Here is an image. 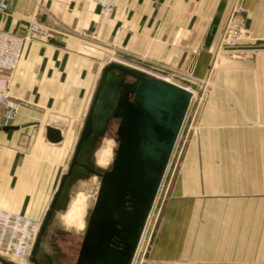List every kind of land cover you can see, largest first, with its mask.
<instances>
[{
  "label": "crops",
  "instance_id": "0c3cea01",
  "mask_svg": "<svg viewBox=\"0 0 264 264\" xmlns=\"http://www.w3.org/2000/svg\"><path fill=\"white\" fill-rule=\"evenodd\" d=\"M5 1L8 11L0 14L1 29L24 36L35 27L37 33L25 44L11 77L10 94L19 110L8 126L11 130L0 128V209L33 221L43 219L65 180L72 148L81 137L94 88L110 56L128 61L146 76L153 73L158 75L154 79L167 77L179 85L190 76L202 82L211 67L227 66H214L213 51L235 0H118L110 15L88 0ZM244 6L247 26L263 36L257 29L264 28V21H257L264 20V0H244ZM100 101L98 107L103 97ZM250 104L264 107L255 101L209 100L207 107L219 109V115L202 118L224 123L220 139L244 141L248 132L234 136L227 124L248 119L244 109ZM255 115L264 119L263 110ZM102 122H97L100 129ZM48 129L58 132L57 142L48 140ZM219 150L225 156L264 155L259 147L226 144ZM211 166L207 199L194 203L207 205L209 219L225 221L224 231L193 229L194 263L264 264V166ZM191 170L195 175L201 169L186 165L184 185ZM218 234L225 242L213 239Z\"/></svg>",
  "mask_w": 264,
  "mask_h": 264
},
{
  "label": "rangeland",
  "instance_id": "374dc122",
  "mask_svg": "<svg viewBox=\"0 0 264 264\" xmlns=\"http://www.w3.org/2000/svg\"><path fill=\"white\" fill-rule=\"evenodd\" d=\"M239 7L245 9L241 40L233 49L219 46L225 22L213 51L212 63L214 66L217 65V62H223L227 66L223 70H220L219 66L211 67L210 73L202 82L196 81L192 76L183 81L195 85L194 88L180 84L192 92L190 93V108H188L168 159L161 183L145 212L139 235L136 234L129 240L130 246L126 254L122 256L108 248L105 233L101 232L103 235H100V231L97 229L103 216L95 213L98 201L103 198L101 191L108 190V186L103 183V178L112 173L116 153L122 146V138H124V136L118 135V127L121 126L122 119L111 116L108 118L109 114L107 113L109 109L114 112L121 104L123 105V101L117 103L120 87L125 85L133 90L136 83L130 75L112 71L106 76L105 84L107 87L105 86L99 92L97 88L101 75L98 77L85 116L87 117L90 113V107H93L95 133L99 132L86 146L89 154L79 157L74 163L77 143L74 144L71 151L72 157L70 156L72 160L69 161L70 165L67 166L68 169L65 174V185L71 181L70 186L61 188L62 180L56 189V197L46 206L43 219L39 221L29 219L31 222L40 225V231L24 264H200L199 262L194 263L192 259L193 229L208 230L210 227H217L220 233L224 231L225 223L222 220L209 219L205 213L207 211L205 203H194L207 199L205 189L210 187L208 168L211 165L217 168L226 162H247L264 166V155L225 156L219 154V148L226 147V144L227 146L264 149V119L262 117L257 119L255 115L257 109L264 111V107L257 108L250 104L244 109L249 112L248 119L225 123L229 125L227 127L232 126L234 136L236 132H248V138L244 141L234 139V141L227 142L220 139L224 132L219 128L224 127V123L219 119L215 122V119L210 121L208 118H202V116L219 115V109L207 107L209 100H229L231 102L247 100L259 102L262 105L264 103V28L257 29L263 36L255 34V31L250 29L246 23L247 10L244 6V0H235L232 10ZM261 15L263 18L264 11ZM263 21L257 22L261 24ZM106 62L110 63L108 65L114 64L144 74V70L116 57L110 56ZM191 68L190 74L193 73ZM150 74L158 76L153 73ZM144 75L146 76V74ZM152 76L147 75L146 77L154 79ZM157 79L162 80L163 78L158 77ZM166 79L168 78L166 77ZM101 97H103V106L98 107L101 103ZM131 100H134L132 92ZM99 116L106 123L103 129L97 125ZM215 128L218 129L215 130ZM91 136L93 138L95 135ZM102 150H108V153L105 162L100 164L97 162V156ZM186 165H195L201 170L195 172V175L192 170L188 172V184L186 181L187 185H184L182 182L183 169ZM194 190L197 192L194 193ZM125 199L128 200L129 198L126 197ZM76 201H79L82 208L78 220L71 224L67 222L66 215ZM124 206L132 210L129 202H126ZM90 221H92L91 224ZM85 228L88 229L86 234H84ZM203 238L205 239L202 236V240ZM120 239L124 245L126 240H123L124 237ZM213 239H216V242H225L224 235L218 234L213 236ZM84 248L87 251H84ZM3 262L16 264L9 259L0 257V264Z\"/></svg>",
  "mask_w": 264,
  "mask_h": 264
},
{
  "label": "water",
  "instance_id": "95a60500",
  "mask_svg": "<svg viewBox=\"0 0 264 264\" xmlns=\"http://www.w3.org/2000/svg\"><path fill=\"white\" fill-rule=\"evenodd\" d=\"M112 71L128 74L135 79L136 83L131 91L134 94V100L129 103L125 101L114 112L109 109L107 113L108 118L111 116L122 119L118 135L124 138H122V146L116 153L112 173L103 178V183L108 186V190L101 191L103 198L96 205L95 213L103 216L99 217L101 218L100 226L97 229L99 231L104 227L110 230L116 225L122 229H128V226L136 223L134 231L138 234L145 212L166 170L168 159L188 111L191 95L166 82L148 78L142 73L114 64L108 65L103 70L98 92L105 88L106 76ZM183 83L186 86L195 87L188 82ZM122 94L123 99L126 100L128 94L126 89ZM93 109L90 107L91 111L86 117L75 149L74 163L79 157L89 154L86 146L99 133H95ZM100 119L99 116L98 121L103 120V118ZM4 130L8 131L11 128L6 127ZM91 135L95 136L92 138ZM47 138L50 142H57L58 132L48 129ZM70 182L65 185L64 180L60 185L61 188H68ZM126 197L129 199L126 200ZM106 200L110 202L106 203ZM126 202L131 204L132 211H124ZM3 264L6 263L3 262Z\"/></svg>",
  "mask_w": 264,
  "mask_h": 264
},
{
  "label": "built area",
  "instance_id": "2783aa9c",
  "mask_svg": "<svg viewBox=\"0 0 264 264\" xmlns=\"http://www.w3.org/2000/svg\"><path fill=\"white\" fill-rule=\"evenodd\" d=\"M117 1L89 0V3L100 13L110 15L115 10ZM7 11L6 1L0 0V14ZM244 15L243 7L230 12L219 41L221 48L233 49L237 46L243 34ZM36 33L37 29L30 27L26 35L18 36L0 27V128L10 126L19 110V103H16L10 94L11 77L22 59L25 44ZM39 231L38 223L31 222L22 215L0 209V257L16 264H24L31 253Z\"/></svg>",
  "mask_w": 264,
  "mask_h": 264
},
{
  "label": "flooded vegetation",
  "instance_id": "af4514ba",
  "mask_svg": "<svg viewBox=\"0 0 264 264\" xmlns=\"http://www.w3.org/2000/svg\"><path fill=\"white\" fill-rule=\"evenodd\" d=\"M126 89L127 91V95H126V100L123 99V90ZM131 87L125 86L123 85L122 87H120L119 89V98L117 99V103H120L121 101H123V103L126 102H132L131 100ZM120 127H118L119 130ZM117 130V132H118ZM124 211H132L130 210L127 206H124ZM130 225V224H129ZM133 226V227H132ZM132 226H128V229H122L119 226H115L114 228H111L110 230H106L104 227L101 228L100 231V235H103V233L105 232V238L107 240V244H108V248H110L111 251L115 252V253H119L122 256L124 254H126V252L128 251V248L130 246V242L129 240H131L136 234L134 229L136 228V223H132ZM86 230H88L87 228H85V232L84 234H86ZM103 232V233H101ZM121 237H124L123 240H126V243L123 245L121 242ZM84 251H87V249L84 248Z\"/></svg>",
  "mask_w": 264,
  "mask_h": 264
},
{
  "label": "bare ground",
  "instance_id": "6f19581e",
  "mask_svg": "<svg viewBox=\"0 0 264 264\" xmlns=\"http://www.w3.org/2000/svg\"><path fill=\"white\" fill-rule=\"evenodd\" d=\"M163 82H166L170 85H173L179 89H182L184 91H187L188 93H192L190 92V90H188L187 88L181 86V85H178L176 83H173L171 80L169 79H162ZM102 124L104 125V119L102 120ZM107 153H108V150H102L101 153L98 154L97 156V162L100 163V164H103L106 160V156H107ZM81 208L82 206L79 204V201H76L72 207H71V210L67 213L66 215V218H67V222L73 224L74 221H77L78 220V216H79V212L81 211ZM144 220V219H143ZM143 222V221H142ZM79 224H80V221H79ZM144 226V225H143ZM139 235V234H138ZM139 239V238H138Z\"/></svg>",
  "mask_w": 264,
  "mask_h": 264
}]
</instances>
